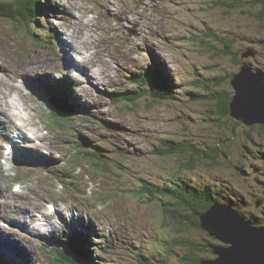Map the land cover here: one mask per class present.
<instances>
[{
	"label": "rangeland",
	"instance_id": "1",
	"mask_svg": "<svg viewBox=\"0 0 264 264\" xmlns=\"http://www.w3.org/2000/svg\"><path fill=\"white\" fill-rule=\"evenodd\" d=\"M231 3L234 4V0H48L45 14L38 23L32 24L33 34L24 22L0 20V90L9 93L8 101L13 96L18 118L29 119L30 127L35 129L36 126L40 131L38 140L54 145L58 158V162L43 161V158H36L37 153L34 152L45 154L42 150L19 145L17 149L26 152L25 155L20 154L28 164H33L32 169L23 167L17 161L15 167L18 171L9 170L16 172V176L9 173L12 177L8 178L0 164V196H5L0 197V238L12 245V249L13 245H22L18 239L23 238L32 246L40 247L41 254L30 257L31 263L27 264H65L57 262L48 253L49 260L42 252L38 239L34 238L44 232L45 237L49 236L57 242L55 235H62V230L49 233L54 227L50 222L39 226L37 231L28 229L37 224L36 218L39 217L35 211L45 206L47 201H58L60 197L68 207L79 210L83 214L81 218L86 221L91 216H99L101 220L105 240L94 243L96 248L90 245L93 246V253L88 258L92 259V264H162L169 256L163 254L166 249L173 251L167 257L170 264H180L184 251L173 241L180 237L200 240L201 231L187 225H184V230L180 227L176 230L168 225L174 223L166 220L160 201L151 197L147 189L144 190L146 186L152 188L166 184L177 174L179 165L185 162L182 156L160 157L155 147L160 146L163 140L191 142L197 148L208 147L212 151L218 149V163L202 160L193 171L184 172L182 176L209 184L210 181L216 183V179L221 177L223 185L226 186L228 181L254 200L255 194H262L255 181L257 176L251 173L250 168L260 166L258 169L264 172L261 168L263 164H259L257 159L264 151V129L259 125L254 128L235 124L236 121L228 118L226 125L222 126L216 120L218 116L210 113L209 101L150 105L144 100L135 106L110 96L134 85L129 78L132 73H142L158 64L168 77L174 81L179 78L177 82L187 90L198 79L216 80L220 73L231 76L238 72L239 66L231 57L224 58L221 53L213 57L207 49L201 48L200 44H205L198 41L205 38L212 46L222 49L216 40L211 39L212 35L232 39L235 42L233 52L239 56L248 49L256 48L254 58L241 60L264 69V21L256 17V13H261L263 8L257 6V11L254 5L248 3L229 7ZM76 40L96 52L85 60L82 58V62L96 67L98 87L88 79L90 69L88 73L69 71L72 66L67 64L68 57L73 56L69 46L76 45ZM57 59L62 62L60 66ZM43 60L47 69L32 72L30 80L33 82L38 74L46 72L55 75V78H72L76 88L74 100L82 103L85 111L68 121L70 125L59 128L73 135L80 132L90 140L87 151L98 153L102 165L106 167H97L93 160H86L84 156L61 158L65 155L60 152L57 139L47 132L53 125L52 121V125L47 123L51 120L47 113L48 108L54 106L68 113L71 103L65 100L46 101L45 105L41 101L32 102L21 86L11 80L33 67L41 68ZM225 82L222 81L220 89L232 90L231 85ZM65 87L68 88L69 84L66 83ZM1 99L3 96H0ZM5 102L8 103L7 100ZM15 121L0 119V146L8 140L7 134L11 133V129L17 126ZM72 124L75 130L71 129ZM247 132L252 142L247 139ZM223 139L226 142L223 143ZM253 141L263 146L258 147ZM48 150H52L51 147ZM221 151H228V155ZM1 152L0 156L3 155ZM236 165L240 169L248 168L250 175L235 176L231 171ZM75 167L81 168L75 170ZM17 181L23 183L24 189L16 196L12 185ZM85 190L86 200L89 201L83 209H79L76 198H85ZM67 194L73 197L67 198ZM22 200L35 206L36 210ZM26 206L30 208L24 209ZM58 206L60 202H57L55 211L50 207L48 211L57 215ZM21 209L28 213L24 215ZM24 220L26 223H22ZM166 241L171 243L167 248ZM27 252L24 251L25 259ZM11 258L12 255L5 257L1 260L2 264H9ZM76 258L85 262L81 256ZM12 264H15L14 258Z\"/></svg>",
	"mask_w": 264,
	"mask_h": 264
},
{
	"label": "trees",
	"instance_id": "2",
	"mask_svg": "<svg viewBox=\"0 0 264 264\" xmlns=\"http://www.w3.org/2000/svg\"><path fill=\"white\" fill-rule=\"evenodd\" d=\"M48 0H10L7 2L0 1V20H9L13 23H21L24 22L26 24L27 29L33 34L32 28L34 23H38L40 21V17L44 13L47 7ZM248 3L250 5H254V9L257 10V6L262 7L261 13H256V17L259 21H264V0H234V4L231 3L229 7H235L237 4H245ZM258 11V10H257ZM45 14V13H44ZM35 35V34H34ZM196 35V34H194ZM209 37L210 36H205ZM212 40H216L221 46L222 49L212 46L208 40L205 38H200L198 43L203 42L205 45L200 44L201 48L207 49L208 53H210L213 57L220 56V53L224 55V58H232V61L238 67V72L228 76L223 73L218 78L215 79H198L190 86V90H187L183 84H179L177 80L179 78L168 77L165 73L164 69L161 68V65L158 64L156 67L153 65L144 72H134L131 74L130 81L132 86L129 89H125L119 92H113L110 96H114L116 101H124L128 105L139 106V104L147 100L150 105L162 104L167 102H188L189 101H209L211 108L210 113L213 115H217V121L222 125H226V121L228 118H232L235 124H244L241 121L236 120L231 116V103L234 98V89L232 87V80L234 75L238 74L243 65L247 64L241 60L243 59H251L255 56L243 57L248 52H253L256 55V48L248 49L244 51L241 56L237 55L233 52V45L235 42L232 39H227L224 37H220L217 35H212ZM208 43V44H207ZM205 46V47H203ZM251 65V64H250ZM253 70L256 71H264L263 68L257 67L255 68L251 65ZM222 81H226L225 83L230 84L232 90H222L220 89ZM195 86V91L193 89ZM136 87V88H135ZM135 88V89H134ZM187 90V91H186ZM199 91V92H198ZM58 96H61L63 100L68 101L67 93L65 91L57 92ZM70 103V102H69ZM73 106V108H72ZM71 106V113H67L61 111L62 113H57L56 108H48L49 112L47 113L48 117L51 119L56 127H65L70 125L68 121L74 119L81 112L85 111V107L82 103H78L76 100H73ZM72 110L74 112H72ZM71 114V115H70ZM64 115V116H63ZM257 126V125H256ZM254 126V128L256 127ZM261 129H264V125H259ZM72 128H75L72 124ZM60 130V129H58ZM235 133V132H234ZM247 139L252 142V137L249 132L246 133ZM88 139L80 138V142L77 144V153L80 157L84 156V159L93 160L97 167H106L103 166V162L99 159L100 155L98 153H90L87 151L86 147L90 143L87 141ZM161 145L155 147V152L162 158H173L177 156H182L183 163L179 166V170L174 177H171L167 180L166 184H162L161 186H152V188L146 186L144 188L148 190V193L151 197H155L160 201L161 209L166 214V220H171L174 224H168L171 227H174L176 230L180 227V230H184L186 227L184 225L195 227L197 230L201 231V239L197 240L194 238L180 237L176 238L173 242L179 246V248H183L184 255L180 258V264H207L209 261H214L218 257L214 254L216 248L220 247L222 244L216 238L212 237L210 233L201 228V216L205 215L212 206L215 204H220L223 206H232L235 208L242 217L247 220H251L255 226L259 228H264V172L260 171L258 167L260 166H251V173L255 174L257 177L255 178L257 187L261 189L262 194H255V200L250 199L251 197H246L248 194L241 191L243 189L235 187L232 183L227 181V185H223L221 181V177L216 179V183L210 181L209 183L202 182L198 183V180L193 178H189L187 176H182L184 172H191L195 168V166L202 160H210L215 163H218V149L212 151L211 148L201 147L197 148L191 142L185 141H161ZM226 142L223 139V143ZM253 143L262 147L263 144H259L256 141ZM247 148V147H245ZM225 156H227L228 151H221ZM190 154V155H189ZM184 155H187L188 158H185ZM260 157H257L259 160V164H263L264 169V151L260 153ZM237 166V165H236ZM235 176H243L250 175V171L248 168H239L238 166L231 171ZM252 196V195H251ZM259 203V204H258ZM257 224V225H256ZM177 226V227H176ZM204 234V236H203ZM67 247L65 248H51L47 245L45 246V252H47L46 256L49 260L48 253L51 254L54 258H56L57 262L65 263V264H79L75 261V254L82 253L86 264H92V259L88 258L89 255H92V251L90 252V243L84 242L82 243L79 239H77L76 235L70 236L65 242ZM171 244L169 241H166L167 245ZM159 249V248H158ZM163 254H168L164 263L162 264H170L169 258L172 252H168V250H163ZM161 264V262L159 263Z\"/></svg>",
	"mask_w": 264,
	"mask_h": 264
},
{
	"label": "water",
	"instance_id": "3",
	"mask_svg": "<svg viewBox=\"0 0 264 264\" xmlns=\"http://www.w3.org/2000/svg\"><path fill=\"white\" fill-rule=\"evenodd\" d=\"M249 56L255 53L243 55ZM232 87L231 116L249 127L264 125V71L245 64L234 75ZM55 108L61 111L60 107ZM201 222L203 230L223 243L214 252L218 258L207 264H264V228L255 226L232 206L215 204L201 216ZM75 261L85 264L80 258Z\"/></svg>",
	"mask_w": 264,
	"mask_h": 264
},
{
	"label": "bare ground",
	"instance_id": "4",
	"mask_svg": "<svg viewBox=\"0 0 264 264\" xmlns=\"http://www.w3.org/2000/svg\"><path fill=\"white\" fill-rule=\"evenodd\" d=\"M141 2V1H140ZM114 4V3H113ZM105 8H107L106 6H105ZM117 12V11H116ZM134 12V11H133ZM112 13H114V12H112ZM124 13H125V11H124ZM130 14V13H129ZM127 18V17H126ZM78 19V18H77ZM125 19V18H124ZM83 20V19H82ZM84 22V21H83ZM82 24V23H81ZM87 25V24H86ZM79 26V25H78ZM82 27V26H81ZM92 28V27H91ZM150 28V27H149ZM81 29V28H80ZM83 29V28H82ZM86 30V29H85ZM151 30H153V29H151ZM86 33H87V31H86ZM90 33V32H89ZM81 34V33H80ZM95 34V33H94ZM74 35H77V34H74ZM79 35V34H78ZM82 35V34H81ZM83 36V35H82ZM89 36V35H88ZM92 37V36H91ZM81 39V38H80ZM82 39H83V37H82ZM77 41V40H76ZM82 41V40H81ZM103 41V40H102ZM104 42V41H103ZM75 43V42H74ZM85 43V42H84ZM105 43V42H104ZM148 43V42H147ZM73 44V43H72ZM88 44H90V43H88ZM93 44H94V42H93ZM149 44V43H148ZM71 45V44H70ZM105 44H103V46H104ZM98 47V46H97ZM105 47V46H104ZM71 48H72V50L73 51H75L76 53H78V54H80L81 56H82V58H83V60H85L86 58H88L89 56L91 57V56H93V52H95L92 48H89L88 46H82V45H80L79 43H78V41L76 42V45H72L71 46ZM104 52H106V50H104ZM103 52V53H104ZM108 52V51H107ZM96 53V52H95ZM98 55V54H97ZM111 57V56H110ZM70 58L71 59H73V56H70ZM90 61V60H89ZM75 65H78V64H80L79 62V60L78 61H76L75 59H74V61H72ZM87 62H88V60H87ZM86 63V62H85ZM89 64V63H88ZM69 65V64H68ZM103 66V65H102ZM96 68V67H95ZM99 68H101V67H99ZM89 70V69H88ZM98 70V69H97ZM102 70V69H101ZM25 72H27V71H25ZM90 73H93V74H95V72L94 71H92V70H90ZM102 73V72H101ZM103 74H104V72H103ZM9 93L6 91V90H0V96H3V99H1L0 100V107H3L4 106V103H6L5 102V100H7V102L8 103H6V105H7V107L10 109V110H12L13 108H14V106L16 105L13 101L12 102H10L9 103V101H8V97H9V95H8ZM13 97V96H12ZM21 98V97H20ZM17 99V98H16ZM20 107H22V106H20ZM25 107V106H24ZM17 108V107H16ZM23 109V108H22ZM27 110L25 109V112H26ZM16 118L18 119V121H22L23 122V124H21V129L26 133V135H27V131L28 130H30V132L33 134V135H37V134H39V130L38 129H36V126L34 127L35 129H32L31 127H30V123L28 122V120L29 119H27L26 117H20V119L18 118V116H16ZM19 124H20V122H19ZM38 136V135H37ZM39 137V136H38ZM37 137V139H39ZM45 138V137H44ZM41 139V138H40ZM43 140V139H42ZM41 140V141H42ZM34 219V218H33ZM257 225V224H256ZM37 230H39V228L38 227H35L34 229H32V231H37ZM56 232V228H52V230L50 231V233L51 232ZM92 248H93V246H90V252L92 251Z\"/></svg>",
	"mask_w": 264,
	"mask_h": 264
},
{
	"label": "clouds",
	"instance_id": "5",
	"mask_svg": "<svg viewBox=\"0 0 264 264\" xmlns=\"http://www.w3.org/2000/svg\"><path fill=\"white\" fill-rule=\"evenodd\" d=\"M52 107H53V105H52ZM55 107V106H54Z\"/></svg>",
	"mask_w": 264,
	"mask_h": 264
}]
</instances>
